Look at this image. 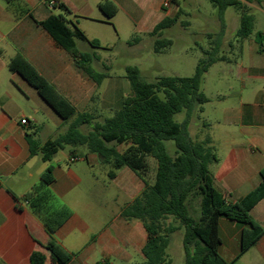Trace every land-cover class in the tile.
I'll return each mask as SVG.
<instances>
[{
    "label": "crops",
    "instance_id": "obj_1",
    "mask_svg": "<svg viewBox=\"0 0 264 264\" xmlns=\"http://www.w3.org/2000/svg\"><path fill=\"white\" fill-rule=\"evenodd\" d=\"M56 1L65 4L70 13L53 12L47 0H18V8L0 0V264H30L33 251L44 254L45 264H55L46 249L48 246L58 253L72 254L68 264H95L104 260L109 264H140L144 260L141 250L147 234L140 221L122 218L121 210L142 193L143 180L126 167L116 171L111 181L117 183L108 184H115L120 195L111 199L115 210L109 215L104 213L107 185L99 183L93 172L95 167L104 166L96 154L84 146H69L68 154L57 157L62 149L49 161H43L40 155L31 156L28 135L34 134L41 142L53 139L38 122L39 113L50 114L61 133L68 123L63 122L22 76L10 72L7 64L16 54L22 55L77 112H91L102 118V109L112 105L109 90L98 93L101 85L96 86L76 67L71 56L29 14L37 21L51 14H63L88 39L98 41L104 48L98 38L88 37L81 21L117 25L121 18L135 31L149 34L165 16H171L172 3L169 0ZM104 1L112 2L117 8L112 18H107L99 9V3ZM237 28L230 38L225 26L221 50L229 62L217 63L230 66L220 69L215 90L209 96L202 88L208 102L202 106L200 113L204 117L198 123L204 130L201 140L210 138L218 159L210 166L214 185L228 202H235L254 190L262 181L260 171L264 169V56L258 53L256 40L249 37L241 43L238 60L227 56L233 50L229 43ZM261 32L264 33V28ZM80 43L76 42L77 48ZM122 98L114 102L117 109ZM22 120L26 123L22 124ZM71 157L77 160L70 162ZM48 167L52 168L54 178L50 191L72 211L70 218L51 237L28 204L15 200L7 191L22 199ZM250 216L264 227V198L251 209ZM242 229L234 221L220 219L219 253L224 259L231 261L239 254ZM251 251L264 262V236L233 264Z\"/></svg>",
    "mask_w": 264,
    "mask_h": 264
},
{
    "label": "trees",
    "instance_id": "obj_2",
    "mask_svg": "<svg viewBox=\"0 0 264 264\" xmlns=\"http://www.w3.org/2000/svg\"><path fill=\"white\" fill-rule=\"evenodd\" d=\"M5 1L18 8V0ZM54 1L53 8L65 14L70 13L65 4ZM169 1L178 5L176 0ZM256 1L258 4L261 2ZM209 2L217 8L219 31L206 35L210 47L202 49L203 59L198 62L193 75L163 76L148 81L141 76L137 67H126L130 92L122 98L120 107L110 117L100 118L95 113L77 112L22 55L16 54L7 64L10 72L22 76L63 122L68 123L63 133L45 142L34 138V134L28 135L31 156L40 155L43 161H49L66 146H84L88 152L96 154L103 165L109 167L108 179H114L116 171L126 167L143 180L142 193L121 210L122 218L140 221L147 234L141 250L144 260L140 264H170L167 248L172 235L178 231L182 235L183 264H233L264 236V227L250 216L251 209L264 198V169L260 171L262 181L254 190L235 202H228L214 185L210 166L217 163L218 159L210 138L206 136L196 140L189 133L191 120L202 112V106L208 102L202 91L205 73L217 62H229L221 50L226 8L234 7L241 11L232 41L238 45L239 54L241 43L254 29V18L246 12L247 5L243 1ZM98 6L107 18H112L117 12L116 6L110 1L100 2ZM181 15L183 11L178 7L174 15L165 16L148 34L153 40L154 53H163L172 45L170 39L162 37L164 30L178 22L184 28L189 26L188 21L180 20ZM29 17L71 56L75 66L86 73L96 86H100L108 77V74L91 68V63L97 59L95 52H81L76 47L79 41L99 49L98 41L88 39L65 15L51 14L41 21L35 20L31 14ZM138 41L139 38L134 37L128 44ZM232 42L229 43L230 48L233 47ZM256 42L258 53L264 56V33H256ZM181 113L183 119L178 122L175 116ZM83 127L86 131H83ZM167 141L173 143V154L168 150ZM119 146H124L123 150L119 151ZM148 158L154 160L156 165L151 184L146 180ZM53 180L52 168L48 167L39 182L22 199L7 189L15 200L28 204L50 237L72 215V211L50 191ZM221 218L243 226L240 252L231 261L219 253ZM46 249L52 254L55 264H68L73 256L58 253L51 246ZM45 260L41 251H33L30 255V264H45ZM95 264L109 262L104 260Z\"/></svg>",
    "mask_w": 264,
    "mask_h": 264
},
{
    "label": "rangeland",
    "instance_id": "obj_3",
    "mask_svg": "<svg viewBox=\"0 0 264 264\" xmlns=\"http://www.w3.org/2000/svg\"><path fill=\"white\" fill-rule=\"evenodd\" d=\"M178 5L172 3L171 15H174L178 7L182 9L183 15L180 20L188 21L189 26L184 28L180 23H176L162 33V37L170 39L172 45L169 46L163 53L153 52V40L148 33L135 31L124 19L118 18L117 25L96 24L89 21H81V26L84 28L89 38H98L104 48L92 49L87 43L81 42L78 50L81 52L94 51L97 59L91 63V68L99 73H106L108 77L102 81L98 93L108 91L110 93L112 105L102 109V118L110 117L119 100L130 92L129 82L126 78V67L135 66L139 69L141 76L152 81L163 76L190 77L193 75L198 62L203 59L202 49H208L209 39L207 34L217 33L219 31L218 11L209 0H176ZM247 5L246 12L253 16L254 29L248 39L256 40V33L261 32L264 28V4H258L256 0H242ZM53 12H60L59 9H52ZM241 11L234 7H228L224 11V20L227 25V35L233 34V30L238 26V18ZM120 17V16H119ZM120 19V20H119ZM134 37H138L139 41L136 44H128ZM232 42V41H230ZM233 50L227 54L230 59L238 60L239 51L237 44L232 42ZM230 65L225 63H216L210 66L207 74L204 76L202 88L205 89L209 96L217 84L220 77V69L228 68ZM7 71V70H6ZM117 109V108H116ZM56 115V114H54ZM57 117V116H56ZM204 117L203 114H197L189 125L190 135L201 140L204 130L199 126V121ZM38 122L50 133L51 137H55L62 132L58 130L52 117L47 113H39ZM176 121L181 122L183 113L175 116ZM83 131L86 129L83 127ZM166 145L171 154L174 152L173 143L167 141ZM124 146H119L118 150H123ZM70 147L66 146L64 150L58 153L57 157L63 154H68ZM80 149V148H78ZM149 170L146 174L147 181H153L155 174V162L148 158ZM109 170L108 166H97L93 172L99 183H106L107 189L104 191V199L107 204L104 213H112L115 210V205L111 199L120 195L119 189L115 184L107 178L105 172ZM96 199L93 198V202ZM94 202V204H95ZM197 208V205H195ZM170 264H182L183 249L181 245V232L174 233L171 237L170 244L167 248ZM236 264H264L261 262L254 252H249L241 261Z\"/></svg>",
    "mask_w": 264,
    "mask_h": 264
},
{
    "label": "built area",
    "instance_id": "obj_4",
    "mask_svg": "<svg viewBox=\"0 0 264 264\" xmlns=\"http://www.w3.org/2000/svg\"><path fill=\"white\" fill-rule=\"evenodd\" d=\"M47 4H48V6L52 7L53 5H55V1L54 0H47ZM21 123L22 124H25L26 123V120H22ZM76 160H77L76 157H71L70 158V162H74Z\"/></svg>",
    "mask_w": 264,
    "mask_h": 264
}]
</instances>
